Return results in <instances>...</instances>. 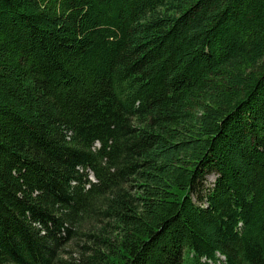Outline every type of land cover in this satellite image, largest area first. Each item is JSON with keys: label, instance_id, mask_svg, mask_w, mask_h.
<instances>
[{"label": "trees", "instance_id": "1", "mask_svg": "<svg viewBox=\"0 0 264 264\" xmlns=\"http://www.w3.org/2000/svg\"><path fill=\"white\" fill-rule=\"evenodd\" d=\"M0 264H264V0H0Z\"/></svg>", "mask_w": 264, "mask_h": 264}, {"label": "rangeland", "instance_id": "2", "mask_svg": "<svg viewBox=\"0 0 264 264\" xmlns=\"http://www.w3.org/2000/svg\"><path fill=\"white\" fill-rule=\"evenodd\" d=\"M90 179H93V176L92 175H90ZM214 180H215V177L214 176H208L207 177V181H206V183H207V185H212V183L214 182Z\"/></svg>", "mask_w": 264, "mask_h": 264}]
</instances>
